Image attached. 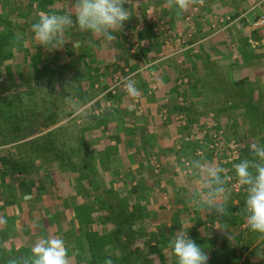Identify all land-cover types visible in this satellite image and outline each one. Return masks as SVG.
<instances>
[{
  "label": "crops",
  "instance_id": "obj_1",
  "mask_svg": "<svg viewBox=\"0 0 264 264\" xmlns=\"http://www.w3.org/2000/svg\"><path fill=\"white\" fill-rule=\"evenodd\" d=\"M262 5L264 0H203L179 11L167 8L166 0H129L124 7L131 17L124 30L115 33L116 42L106 43L96 34L72 27L66 30L61 48L47 50L36 42L30 25L40 12L71 10L72 0H0L3 17L8 15L14 33L23 36L17 47L12 43L0 75L11 67L9 73L21 76L17 63L34 67L44 63L48 72L58 64L66 65L63 78L75 77L78 83L73 100L92 116V121L77 116L81 124L76 142L92 145L93 152L88 149V153L98 166L90 168V180L97 194L123 191L127 202H141L142 209L169 216V220L163 218V225L172 235L181 226L194 224L229 231L234 227L228 222L223 226L222 216L214 215L211 225L206 222L210 215L190 202V192L200 185V178L189 176L186 166L190 160L200 159L219 164L225 176L235 175L222 163L224 147L222 156L208 147L214 141L207 128L211 122L222 131L227 145L242 143L240 159L249 156L252 143L264 144V26H255ZM1 23L0 32L5 33ZM114 77H130L139 95L108 94ZM68 120L55 125L64 128ZM64 141L70 142L69 138ZM48 168H31L30 175L48 177L39 188L29 183L30 188L27 185L16 191L14 202L41 200L36 191L49 181L55 183L53 189L62 200L82 202L87 191L83 196L75 191L87 189L79 173L67 166ZM57 175L62 177L52 180ZM3 194L1 187L0 205L4 204ZM46 194L42 200L53 202ZM240 195L231 192L228 202L236 207ZM233 207L226 208L228 214ZM0 221V234L14 232L8 226L16 218H4L0 210ZM20 248L30 252V248ZM204 251L209 255V249Z\"/></svg>",
  "mask_w": 264,
  "mask_h": 264
},
{
  "label": "rangeland",
  "instance_id": "obj_2",
  "mask_svg": "<svg viewBox=\"0 0 264 264\" xmlns=\"http://www.w3.org/2000/svg\"><path fill=\"white\" fill-rule=\"evenodd\" d=\"M9 46H11L9 42L5 43L3 49L5 55L12 49V47ZM12 46L14 45L12 44ZM14 47H17V45ZM42 64L44 63H38L36 67H34L32 63H17V65L22 68L21 76L15 77L16 75L9 73L8 70H12L11 67H7V69L3 71V74L0 75V93H5L10 96L18 107L21 104L20 107L26 106L29 109H34L36 112H41L42 115L45 116H48L51 112H55L54 124L45 127V122L39 123L40 126L36 129L34 128L33 133L23 140L16 142L10 134L0 133V188L3 187L4 192V201H2L4 204L0 205V210L4 218L11 215L14 219H17L15 223L13 222L8 226L13 229V233L0 234V244L5 246L16 245L31 249L40 239L61 238L64 240L66 248L69 250V264H84L86 259H88L89 253L82 224L92 222V226H90L89 230L98 232V237L100 235H105L107 238L110 232L108 224L102 222L104 211L99 210L96 204V202H99V200L95 199L97 190L92 188L90 180V178H92V172L90 171V167L87 168L85 165L86 157L91 160V167L98 165L89 154L85 153L83 146H79L81 142L79 144L76 142V134L78 128H80L78 125L79 123L81 124V122L79 121L77 123V116H73V108L67 100L68 98L74 99L71 95H74V90L77 88V79L73 77L68 81L65 80V78L62 86H59L57 82L47 83V77L41 76L38 72ZM2 67L4 68V66ZM16 79L23 80L24 86L25 82H29V87L25 86L24 88L22 86H16ZM120 79L123 78L114 77L108 94H112L113 96H119V92L127 94L125 91H120V89H118L119 87H114L115 81ZM10 80H13L12 83H10ZM18 85L22 84L19 83ZM17 101L18 103L20 102L19 105ZM66 118H69V120L65 124L66 128L64 127L66 130L65 134L64 128L61 127L60 123L57 125L55 124ZM87 119L92 121V116L87 115L86 120ZM89 127H91V125ZM261 129L264 131V127ZM49 132L53 133L50 136L51 138L44 140L40 139L41 136H45ZM62 136H64L63 138L65 139L69 138L70 142L68 143L64 141L65 139H61ZM213 143L214 141L209 144L212 145ZM84 144L93 152L92 145L89 141ZM209 144L208 147L210 146ZM225 144L223 150L226 152L223 151L225 155L221 157L223 161L228 156L229 146L237 150V155L234 158L233 164L239 162L242 143L229 142L227 145L225 142ZM210 148L214 152L216 151L211 146ZM221 152L222 149H218L215 154H220V156H222ZM218 156H216V158H219ZM64 157L65 159H63ZM1 159L14 162L13 166L9 168L6 166L4 167ZM222 163L233 169L232 163L229 164L226 161ZM34 166L37 169L50 167L48 170H50L51 167L61 168L62 166H67L70 168L71 172L77 171L80 176V181L85 182L83 184L84 188L87 190L79 188L75 193L77 195L82 193L83 196L87 191L89 196H87L86 193V197L84 196L82 202H71V200L67 202L68 200H66V198L62 200L59 197V191L53 189L57 187L55 183L49 181V184L45 183V188L43 185V187H40V189L36 191L37 196L40 197L41 200L37 198V202H14L13 195L16 194V191L25 189L27 185V188H30L29 183H36L39 188V184H43L44 179L48 177V175L44 176L45 174L40 175V173L32 175V172L30 175V169L34 168ZM81 169H83V172H81ZM56 177L60 178L62 176H53L52 180H55ZM227 188H229L231 192L243 194L245 197L244 191H234L229 183ZM45 192L47 193L45 196L49 194L48 197L50 196L53 202H44L42 200V196L44 197ZM20 196L19 198L23 199V196ZM73 197H70V199ZM103 197L109 202H112V199L115 200L114 202H127V196L124 195L123 191L107 190V192H104ZM7 199L10 201L12 200V202H7ZM127 203L129 207L131 204L134 205V207L136 206L142 209L140 205L141 202ZM232 204L235 203L228 202L227 207H233ZM9 205L13 206L7 211L6 209H9ZM129 210L130 209H128V211ZM147 210L148 208L141 210V213L138 215L139 218L134 220L135 224L132 227L133 231L131 233V238L135 240L132 246L136 252L135 258L142 259L146 256L152 264H178L176 256L168 247V242L173 235L169 231L166 232V226L163 225L165 219L169 220V216H156L157 211L150 213ZM227 212L228 211H225L223 214L225 215V224L223 226L226 225L230 216ZM212 219L214 220L215 217H210L206 222L211 223L213 221ZM157 220H160V224ZM189 226L187 232L192 236L191 239L201 246L203 250L209 249L210 253L208 255L209 260L207 264H264V241L258 240L256 234L252 233L247 228L245 219L239 227H235L231 231H215V228L207 227V225H205V227L196 224ZM175 228H179V226L175 225ZM167 229L170 228L167 227ZM149 246L154 249H149ZM98 249L99 248H97V253H100L101 248ZM106 254L110 255L111 253L107 250Z\"/></svg>",
  "mask_w": 264,
  "mask_h": 264
},
{
  "label": "clouds",
  "instance_id": "obj_3",
  "mask_svg": "<svg viewBox=\"0 0 264 264\" xmlns=\"http://www.w3.org/2000/svg\"><path fill=\"white\" fill-rule=\"evenodd\" d=\"M196 3L202 4L203 0H166V7L187 11ZM126 4L129 0H72L71 10L40 12L30 29L36 42L47 50L61 48L66 30L72 27L96 34L111 44L118 40L115 33L122 32L124 23L131 17L128 7H124ZM22 39V34L16 33L12 43L19 44ZM121 83L129 96L135 98L139 95L135 81L130 77H125ZM67 102L73 108L74 117L87 116V109L78 102L71 98ZM186 168L189 176L200 178V185L190 192V202L209 215H223L231 199L225 170L219 164L200 159L190 160ZM233 170L245 193L243 211L247 228L256 234L258 240L264 241V144L252 143L249 156L234 163ZM189 227L185 225L176 230L168 247L178 264H207L209 256L189 238ZM68 251L61 238L40 239L29 254L11 256L7 264H69ZM104 264H114L111 256L104 260Z\"/></svg>",
  "mask_w": 264,
  "mask_h": 264
},
{
  "label": "trees",
  "instance_id": "obj_4",
  "mask_svg": "<svg viewBox=\"0 0 264 264\" xmlns=\"http://www.w3.org/2000/svg\"><path fill=\"white\" fill-rule=\"evenodd\" d=\"M2 8H5L2 6ZM3 10L0 12V23L3 22V29H5V33L0 32V66H4L5 60L9 55H5L3 53V49L5 47V43H10L12 47V40L15 35L14 30L12 29L13 21L8 15L3 17ZM2 24V23H1ZM0 24V25H1ZM2 30V29H1ZM0 30V31H1ZM6 65V64H5ZM0 67V68H1ZM66 65L58 64L56 68H53L50 72L47 71L46 65L42 64V67L38 69V72L41 76L47 77V83L57 82L59 86L63 85L64 75H65ZM38 74V75H39ZM46 75V76H45ZM15 79V78H14ZM16 86H22L25 88L29 87V82H24L21 79H16ZM13 80H10L12 83ZM21 83L22 85H18ZM237 85V83H235ZM5 93H0V133L1 134H10L14 141H20L27 138L29 135L33 133L34 128H38L40 126L39 123L45 122V127L55 123V112H51L48 116L42 115L41 112H36L34 109H29L26 106H21L20 102L18 103L19 107L15 104V102L11 99L10 96L4 95ZM4 96V97H3ZM30 107V106H29ZM262 116L264 115V111L261 110ZM251 112V111H250ZM45 113V112H44ZM52 132H49L45 136H41L40 139H48L51 138ZM8 142V141H7ZM29 144L28 142H26ZM26 144V145H27ZM83 146L86 154H89L88 147L86 144H81ZM55 151V150H54ZM89 152V153H88ZM85 154V155H86ZM65 159V158H63ZM87 159V157H86ZM85 159V165L87 168H91V160ZM3 166L9 168L13 166L14 162L9 160L1 159ZM93 162V161H92ZM240 201L233 207V210L228 214L231 218L228 219V223L230 227H239L244 219L245 212L244 208V195H240ZM95 199L99 200L96 202L99 210H103V218L102 222H105L110 227V232L108 237L105 235L97 236L99 233L95 230H89L92 222H88L82 224L84 228V235L86 236V242L88 244V259L84 264H104V260L111 256L114 261V264H152L148 258L143 257L142 259L135 258V250L132 246L135 243V240L131 238L132 227L134 226L138 215L141 213V208L134 207V205L130 204L128 206L127 202H109L107 199L103 197L101 193H98L95 196ZM128 209H130L128 211ZM235 211V212H234ZM228 213V212H227ZM229 216V217H230ZM211 218L214 215H210ZM104 219V220H103ZM222 221H225V215L222 216ZM206 224H203L205 226ZM231 231V230H230ZM99 246V247H98ZM97 248H101L100 253H97ZM98 249V250H99ZM149 249H154L149 246ZM109 250L110 255L106 254V251ZM30 252L20 248H1L0 247V264H7V260L11 256H21L27 255ZM227 259V257H226ZM225 259V260H226ZM224 260V261H225ZM228 260V259H227Z\"/></svg>",
  "mask_w": 264,
  "mask_h": 264
},
{
  "label": "built area",
  "instance_id": "obj_5",
  "mask_svg": "<svg viewBox=\"0 0 264 264\" xmlns=\"http://www.w3.org/2000/svg\"><path fill=\"white\" fill-rule=\"evenodd\" d=\"M255 26H264V5L261 6V14L257 18V20L255 21ZM177 41H178V43L182 42L181 39H179L178 37H177ZM123 80L124 79L116 80L114 87L117 86V87H119L118 89H120V91H125L123 84L121 83V81H123ZM207 128L209 130H211L212 135H213V139H214V143L210 146L212 148H214L216 151H218V149H221L222 147H224L226 145L225 141L221 135V131L218 130L217 124L215 122H211L207 126ZM228 148H229L228 156L226 155L227 157L225 158L224 161H226L229 164L232 163V165H233L234 158L237 155V150L234 148H230L229 146H228ZM216 151H215V153H216ZM226 179L234 191H236V192H239L240 190L244 191L240 187V185L238 184L237 178L235 175H233V173L232 174L228 173V175L226 176Z\"/></svg>",
  "mask_w": 264,
  "mask_h": 264
}]
</instances>
